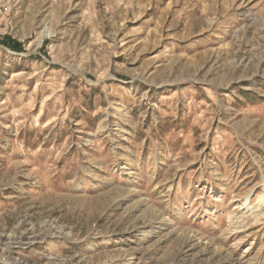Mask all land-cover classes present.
Masks as SVG:
<instances>
[{"label": "rangeland", "instance_id": "obj_1", "mask_svg": "<svg viewBox=\"0 0 264 264\" xmlns=\"http://www.w3.org/2000/svg\"><path fill=\"white\" fill-rule=\"evenodd\" d=\"M259 197L264 0H0V264H264Z\"/></svg>", "mask_w": 264, "mask_h": 264}, {"label": "bare ground", "instance_id": "obj_2", "mask_svg": "<svg viewBox=\"0 0 264 264\" xmlns=\"http://www.w3.org/2000/svg\"><path fill=\"white\" fill-rule=\"evenodd\" d=\"M45 38V35H43L42 37H40V44L42 43L43 39ZM15 76V75H14ZM138 181V178L136 179ZM264 205V197H259V203L258 206H262ZM231 263V262H230Z\"/></svg>", "mask_w": 264, "mask_h": 264}, {"label": "trees", "instance_id": "obj_3", "mask_svg": "<svg viewBox=\"0 0 264 264\" xmlns=\"http://www.w3.org/2000/svg\"><path fill=\"white\" fill-rule=\"evenodd\" d=\"M14 48H16V46H15V47H13V49H14ZM17 49H18V50H20V49H21V47H20V46H17Z\"/></svg>", "mask_w": 264, "mask_h": 264}]
</instances>
